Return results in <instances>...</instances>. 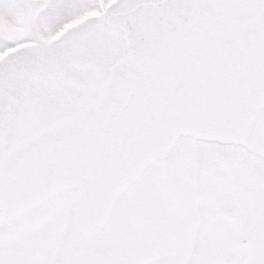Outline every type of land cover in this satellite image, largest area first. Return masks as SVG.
<instances>
[{
	"label": "snow or ice",
	"instance_id": "6c2138e0",
	"mask_svg": "<svg viewBox=\"0 0 264 264\" xmlns=\"http://www.w3.org/2000/svg\"><path fill=\"white\" fill-rule=\"evenodd\" d=\"M0 264H264V0L0 4Z\"/></svg>",
	"mask_w": 264,
	"mask_h": 264
},
{
	"label": "rangeland",
	"instance_id": "374dc122",
	"mask_svg": "<svg viewBox=\"0 0 264 264\" xmlns=\"http://www.w3.org/2000/svg\"><path fill=\"white\" fill-rule=\"evenodd\" d=\"M23 0H0V4L5 6H19L22 5Z\"/></svg>",
	"mask_w": 264,
	"mask_h": 264
}]
</instances>
